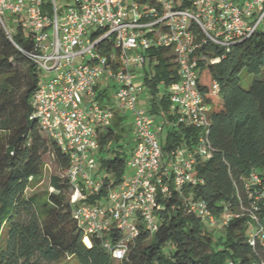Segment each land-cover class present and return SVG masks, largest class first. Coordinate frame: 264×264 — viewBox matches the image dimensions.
Segmentation results:
<instances>
[{"label":"built area","instance_id":"built-area-1","mask_svg":"<svg viewBox=\"0 0 264 264\" xmlns=\"http://www.w3.org/2000/svg\"><path fill=\"white\" fill-rule=\"evenodd\" d=\"M6 13L32 39L33 49L23 53L40 76L48 75L40 77L32 95V117L68 157L63 176L71 190L72 216L89 245L90 237L100 239L111 258L120 261L139 224L154 232L160 201L172 190L199 182L195 163L211 155L206 135L210 108L197 88L199 62L207 58L201 49L210 44L224 54L252 36L264 26V0H0V26L10 36ZM152 47L169 48L177 66L178 78L165 89L171 124L200 130L194 145L182 144L168 158L160 144L163 122L139 105L141 87L132 81ZM105 78L114 81L115 107L101 102L110 98L107 87H101ZM211 91H218L215 81ZM116 110L128 111L133 120L125 173L104 196L87 202L102 186L94 173L97 129L110 126ZM249 185L256 188L248 193L247 241L264 245V226L255 214L264 209V181L251 173ZM186 207L211 226L226 225L236 216L226 210L216 216L200 199H188ZM116 231L121 236L112 244Z\"/></svg>","mask_w":264,"mask_h":264},{"label":"trees","instance_id":"trees-1","mask_svg":"<svg viewBox=\"0 0 264 264\" xmlns=\"http://www.w3.org/2000/svg\"><path fill=\"white\" fill-rule=\"evenodd\" d=\"M33 46L30 35L21 28L8 36L0 26V264H49L69 258L77 264H113L100 239L92 236L90 245L84 244L83 231L72 216L69 182L61 174L67 169L68 157L40 132L32 117L31 98L40 74L23 50ZM201 52L207 58L199 62L197 88L210 108L206 135L211 155L195 163L199 182L181 192L172 190L160 201L154 232L139 224L138 234L118 264H225L226 260L260 264L264 259V245L247 241L252 209L248 193L256 186H246L251 173L264 181V31L232 45L224 54L210 44ZM216 58L218 62H210ZM146 63L151 68V74H144L147 110L166 128L160 144L168 158L178 146L194 145L200 130L171 124L165 89L178 76L170 49H148ZM205 70L208 79L204 81ZM242 70L261 76L243 88ZM213 81L218 84L216 93L211 91ZM124 133L120 116L110 126L97 129L96 176L102 186L87 202L101 198L123 179L130 150L122 148ZM46 155L53 157L60 174L49 176L51 191L27 195L32 182L43 177ZM188 199L203 200L216 216L225 210L236 216L221 226L222 234L215 240L207 223L187 210ZM255 214L264 226V209ZM120 236L113 232L112 244Z\"/></svg>","mask_w":264,"mask_h":264},{"label":"rangeland","instance_id":"rangeland-1","mask_svg":"<svg viewBox=\"0 0 264 264\" xmlns=\"http://www.w3.org/2000/svg\"><path fill=\"white\" fill-rule=\"evenodd\" d=\"M127 2H132V0H126ZM6 21H8V26L9 29L11 30V32H13L16 29L15 26V20L13 18V15L10 13H6V17H5ZM264 23V21L262 22V24ZM258 31H264V26H260L258 28ZM148 72L149 74H151V68L148 66L147 63H145L142 67H139L138 69H136V71L133 74L132 77V81L133 84L137 87H141V91L139 92L138 98L139 101H145L142 103V108L147 109L148 108V101L149 100V93L147 91V88L144 84V74L145 72ZM261 75H255V74H250L248 72H246V70H242L240 72V84L243 88H248L249 84L251 83V81L257 77H260ZM42 79H45L48 77L47 74H43L40 76ZM202 78L203 80H207L208 79V72L207 70L202 72ZM114 81L112 79L109 78H105L103 80V83L101 85V87H107V93L109 95V100H106L105 98H103L101 100L102 103H107L110 104L112 106H116V99H114L113 97V86ZM159 88H162V84L159 85ZM141 104V103H140ZM121 111V110H120ZM123 113H125V121H124V129H125V133L124 135H122V139H121V144H122V148L123 149H130L131 144H132V140L134 139V131L132 130V126H133V120L132 117L130 115V113L128 111H122ZM38 127V124H37ZM166 133V128L164 127L163 131H162V135H161V139H164V135ZM44 135V134H43ZM45 136V135H44ZM98 169V162L96 163V166L94 167V173L96 174ZM52 173H59L60 174V170L59 167L57 165V163L55 162V160L53 159V157L51 155H46L45 156V164H44V171H43V177L40 181H34L32 182V186L29 187L26 191L27 195L33 194V193H39L42 194L45 191H51L52 189L49 186V176ZM63 174V173H61ZM261 223H263L261 221ZM205 227L208 230H211L213 233V237L215 240H217L219 238V236L222 234V228L220 225H208L206 224ZM5 237V232L2 233V241H4ZM85 244V243H84ZM220 246V245H219ZM119 261H114L113 260V264H118ZM227 260L225 261V264H227ZM49 264H77L75 262V260L73 258H69V259H65L62 260L60 262L57 263H49Z\"/></svg>","mask_w":264,"mask_h":264},{"label":"crops","instance_id":"crops-1","mask_svg":"<svg viewBox=\"0 0 264 264\" xmlns=\"http://www.w3.org/2000/svg\"><path fill=\"white\" fill-rule=\"evenodd\" d=\"M146 101V100H145ZM144 100L141 102V101H139V105L140 106H142V103L143 102H145ZM147 101H148V104H149V100L147 99ZM141 103V104H140ZM143 107V106H142ZM122 117L123 118V122L125 121V113H123L122 111H120V110H116V112H115V117H114V119L116 118V117ZM156 117V116H155ZM156 122L158 123L159 122V118H157L156 117ZM132 130L134 131V129H133V126H132Z\"/></svg>","mask_w":264,"mask_h":264},{"label":"bare ground","instance_id":"bare-ground-1","mask_svg":"<svg viewBox=\"0 0 264 264\" xmlns=\"http://www.w3.org/2000/svg\"><path fill=\"white\" fill-rule=\"evenodd\" d=\"M83 241H84V243H85L86 245H89V241H88L87 238H84Z\"/></svg>","mask_w":264,"mask_h":264}]
</instances>
